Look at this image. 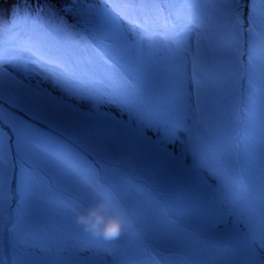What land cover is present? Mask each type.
<instances>
[{"label":"rangeland","instance_id":"rangeland-1","mask_svg":"<svg viewBox=\"0 0 264 264\" xmlns=\"http://www.w3.org/2000/svg\"><path fill=\"white\" fill-rule=\"evenodd\" d=\"M230 7L226 0H0L3 264L264 260V4L244 6L242 70ZM165 22L179 24V46L155 34ZM216 36L222 41L213 44ZM41 37L102 83L85 89L36 64L25 70L21 62L32 57L18 50ZM109 93L120 103L108 102ZM65 111L105 118L114 143L83 134L82 122L70 126ZM102 197L128 221L113 242L74 222L81 205Z\"/></svg>","mask_w":264,"mask_h":264},{"label":"snow or ice","instance_id":"snow-or-ice-1","mask_svg":"<svg viewBox=\"0 0 264 264\" xmlns=\"http://www.w3.org/2000/svg\"><path fill=\"white\" fill-rule=\"evenodd\" d=\"M75 3L76 0H73ZM228 4H230L232 7H230L229 12L231 14L232 20H233V28L235 33V49H234V56L236 57V64L238 68L241 70L243 69V63L240 61L239 57L242 56L244 53L242 51V43H241V33L244 32L243 27V9L244 6L247 5L249 2L256 3V0H226ZM261 4H264V0H259ZM71 11V9H68ZM31 19H34L37 24L41 25V28H43L46 24V22L43 20L42 17L36 16V17H29ZM249 23L255 24L256 18L255 14L250 13L249 14ZM59 29V25L56 26ZM179 27L178 23H173L171 28H169L168 23L165 22L163 26V32L161 33H155L158 35H163L165 38V41H168L169 39H172L174 43L179 46V41H175L174 34L175 30ZM253 29L250 27L248 29L249 34H251ZM143 39V37H142ZM19 52H26L29 54L32 59L30 61H22V66L25 70H27V66L29 63L36 64L40 68L47 71L50 75L62 77L64 80L68 81L69 83L75 84L79 87L87 89L90 86L93 85H100L102 82L96 78L95 75L87 68L82 67L80 63L76 61H68L66 62L63 58L59 50H53L50 47H47L43 43V38L37 39L36 41H27L24 46H22L19 50ZM248 54H249V60L247 61V64L249 68L252 66L253 60H252V47L251 45L248 48ZM13 59H17V57H13ZM5 62V52L3 49H0V78H2L3 74L5 73V69L3 68V64ZM10 76V73H9ZM104 88L108 87L107 83L103 84ZM109 101L119 104V99L109 93ZM102 102L100 97H96L93 99V103H100ZM84 207L81 205V208ZM128 228V221L126 219V229L123 233H121L118 237L115 239H112L108 242H113L118 240L122 235L125 234L126 230ZM3 264V260L0 259ZM259 264H264V260H261Z\"/></svg>","mask_w":264,"mask_h":264},{"label":"clouds","instance_id":"clouds-1","mask_svg":"<svg viewBox=\"0 0 264 264\" xmlns=\"http://www.w3.org/2000/svg\"><path fill=\"white\" fill-rule=\"evenodd\" d=\"M74 222L92 237L110 241L126 229V216L105 198L76 210Z\"/></svg>","mask_w":264,"mask_h":264},{"label":"bare ground","instance_id":"bare-ground-1","mask_svg":"<svg viewBox=\"0 0 264 264\" xmlns=\"http://www.w3.org/2000/svg\"><path fill=\"white\" fill-rule=\"evenodd\" d=\"M100 15L96 14V17L98 18ZM100 18V17H99ZM221 38L220 36H216L215 39H213V44H218L220 43ZM214 51H218V50H214ZM213 62V67L214 69L212 70L214 74H218L219 76L222 74V67L219 66L217 64V62H219V60L217 58H212ZM254 71L257 73V69H254ZM52 109V106H51ZM53 111H57L58 113L61 114V112H59L58 110H53ZM64 114H66L67 116L70 117V122H68V124L70 126L73 127H77L76 125L77 122H82L81 124H84L82 126V133L86 135L89 134L90 136L93 137H97L99 139H101L102 141H105L106 143H114L113 141V134L112 132H110L109 128H107V126L109 125V123L105 120V118L102 119H96V118H88L86 119V116L83 119L77 120L78 118H75L74 116H76L75 114L71 113V112H67L65 111ZM83 120H86L83 122ZM83 136V135H82Z\"/></svg>","mask_w":264,"mask_h":264}]
</instances>
